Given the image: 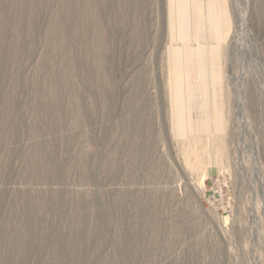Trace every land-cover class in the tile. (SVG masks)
<instances>
[{"label": "rangeland", "instance_id": "374dc122", "mask_svg": "<svg viewBox=\"0 0 264 264\" xmlns=\"http://www.w3.org/2000/svg\"><path fill=\"white\" fill-rule=\"evenodd\" d=\"M0 264H264V0H0Z\"/></svg>", "mask_w": 264, "mask_h": 264}]
</instances>
